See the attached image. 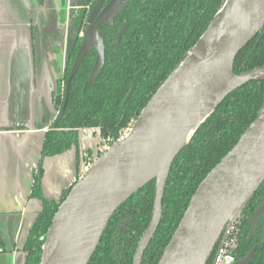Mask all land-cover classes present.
<instances>
[{
	"label": "water",
	"instance_id": "obj_1",
	"mask_svg": "<svg viewBox=\"0 0 264 264\" xmlns=\"http://www.w3.org/2000/svg\"><path fill=\"white\" fill-rule=\"evenodd\" d=\"M20 1L30 12L31 0ZM104 1L96 2L87 19L83 41L67 79L63 110L71 81L83 58L93 49L97 56L89 80L95 81L99 76L105 63L104 33L99 27L113 24L130 0H110L106 5ZM125 26L120 28L116 43ZM263 29L264 0H225L126 136L98 155L71 185L46 233L40 264H89L113 214L134 193L155 180L152 218L133 259V264H143L145 251L161 224L163 198L175 159L229 94L251 80L264 79V65L238 74L234 71L239 53ZM32 73L28 51L19 49L13 53L9 107L13 120L28 117ZM263 182L264 103L236 145L199 184L158 264H208L217 246L224 244L225 230L235 226ZM263 217L264 201L255 211L250 239ZM261 244L253 246L234 264H249Z\"/></svg>",
	"mask_w": 264,
	"mask_h": 264
},
{
	"label": "trees",
	"instance_id": "obj_2",
	"mask_svg": "<svg viewBox=\"0 0 264 264\" xmlns=\"http://www.w3.org/2000/svg\"><path fill=\"white\" fill-rule=\"evenodd\" d=\"M97 0H71L69 33L64 77L72 70L81 47V35ZM110 0H105L108 3ZM225 0H130L113 24H102L105 63L95 81L89 80L96 61V50L81 61L74 75L68 102L65 93H57L54 106L60 113L45 134L42 159L35 176L32 196L43 209L31 226L23 250L25 264H40L46 233L70 191L49 199L42 183V160L79 149V129H99L103 138L117 140L124 128L132 126L150 98L185 60L191 48L204 34ZM125 26L118 43L116 37ZM264 29L239 53L235 73L264 65ZM264 103V79L251 80L229 94L218 108L198 127L175 159L163 198L161 224L143 257V264H158L175 233L199 184L236 145L257 118ZM156 181L153 180L128 198L113 214L101 242L89 264H133L142 234L152 218ZM264 201V182L233 227L236 259L258 246L249 264H264V217L252 239L249 234L258 206ZM130 219L123 237L120 223ZM119 240V242H118ZM3 245L0 239V247ZM214 255L208 264H212Z\"/></svg>",
	"mask_w": 264,
	"mask_h": 264
},
{
	"label": "crops",
	"instance_id": "obj_3",
	"mask_svg": "<svg viewBox=\"0 0 264 264\" xmlns=\"http://www.w3.org/2000/svg\"><path fill=\"white\" fill-rule=\"evenodd\" d=\"M20 2L15 0V6L22 13L24 5L21 3L22 7L19 8ZM5 5L14 6L13 0H0V239L3 242L0 247V264H25L26 252L23 246L31 226L43 209L42 201L32 196V190L42 159L46 129H49L50 124H45L46 119H42L43 123L42 120L35 121V126L32 127L31 124L29 127L26 119H11V60L17 50L26 49L32 62L33 73L27 104L29 107L26 111L28 117L25 115L30 120L29 110L32 111V106L41 99L40 80L37 78L40 67L35 66L36 54L44 57L47 53L42 51L40 42L35 39L31 21H22V25L30 27L28 29L31 33L24 36H13L9 32L5 34L10 23L4 17ZM51 43L54 47L55 42L51 40ZM45 49L47 50L46 47ZM20 122L22 124L19 125ZM101 137L100 141L93 135L87 136L86 132L84 138L89 144H86L85 150L79 146V149L72 148L62 154L46 156L42 160L45 196L58 200L65 189L83 176L90 166L87 157L98 155L96 149L103 140Z\"/></svg>",
	"mask_w": 264,
	"mask_h": 264
},
{
	"label": "rangeland",
	"instance_id": "obj_4",
	"mask_svg": "<svg viewBox=\"0 0 264 264\" xmlns=\"http://www.w3.org/2000/svg\"><path fill=\"white\" fill-rule=\"evenodd\" d=\"M13 3L14 6L5 5L6 11H4V17L5 19L8 18L10 21L9 27L5 29V34L9 32L13 36L27 35L30 32L28 29L30 27L22 25V21H31V28H33V35L35 39L40 42V46L45 45V47L47 48L46 55L50 54L45 59H43V63L41 64L42 67L40 65L39 71H37V78L38 80H40L39 88L41 99L39 98L37 104L35 106H32V111L29 110L31 119H26V125H29V127H31L32 124V127H34L35 121L40 122L42 119H46L44 121L45 124L51 125V123L54 122V118L58 115V109L55 108L52 100V92L56 91L57 93H61V95L64 92V86L62 82L59 83V86H55V83L57 79L61 78L63 74L60 68L62 63L64 62L65 56L66 30L70 0H45L44 6L42 7H40V5H38L35 0H32V9L30 10V12L24 6V9H22L21 7L23 3L20 2L19 8H21L22 13H19L17 11L15 0H13ZM33 17H35V22ZM51 19H56L57 25L55 26V30L53 25H51ZM60 28H62L63 33H59ZM51 40L55 42L54 47L51 43ZM43 120L41 121V123H43ZM130 127L131 126L124 128L121 134H125L127 131H129ZM86 132L87 136L92 137L93 135L95 138H98L101 141V134L99 135V129H83L79 132V139L81 143L80 146L83 147L82 150H85L86 144H89V142H87L84 138ZM121 134L117 140L120 139ZM106 140L109 145H112L117 141L114 138L110 137L106 138Z\"/></svg>",
	"mask_w": 264,
	"mask_h": 264
},
{
	"label": "flooded vegetation",
	"instance_id": "obj_5",
	"mask_svg": "<svg viewBox=\"0 0 264 264\" xmlns=\"http://www.w3.org/2000/svg\"><path fill=\"white\" fill-rule=\"evenodd\" d=\"M36 1V3L38 4V5H40V7H42V6H44V1L45 0H35ZM98 1V0H97ZM96 1V2H97ZM31 2V9H32V0L30 1ZM96 4V3H95ZM107 3H105V1H104V5H106ZM95 6V5H94ZM71 0H70V4H69V11H68V20H67V30H66V45H65V56H64V62L62 63V65H61V68H60V70L62 71V76H61V78H58L57 79V81H56V83H55V86H59L60 84L59 83H61L62 82V84H63V86H64V93H65V90H66V86H67V82H65L64 83V81H62V79H63V77H64V70H65V61H66V47H67V38H68V33H69V12H70V10H71ZM92 10V9H91ZM91 12V11H90ZM90 14V13H89ZM89 17V16H88ZM33 19H34V22H35V17H33ZM88 19V18H87ZM52 20V19H51ZM50 20V22H51V25H53V27H54V30H55V26L57 25V23H56V19H53L52 21ZM33 21V20H32ZM49 23V22H48ZM86 25H87V20H86V24H85V27H86ZM85 27H84V29H83V31H82V33H81V35L83 36V34H84V30H85ZM101 27V26H100ZM100 27H99V30H101L100 29ZM102 31V30H101ZM60 32H62L63 33V30H62V28H60V30H59V33ZM53 38H56V37H53ZM36 49H37V47H36ZM41 49H42V51H45L46 52V49H45V47H44V45H42L41 46ZM94 50V49H93ZM38 51V50H37ZM92 51V50H91ZM46 54V53H45ZM48 55H50V54H48ZM47 55V56H48ZM46 55L43 57V56H40V55H38V53L36 54V58H35V66H36V68H38V66H40L42 63H43V59H45L46 57H47ZM54 89V88H53ZM53 91V90H52ZM56 91H53L52 92V100H53V103H54V99H55V97H56ZM59 113H60V111L58 110V115H59ZM57 115V116H58ZM57 116L54 118V120L57 118ZM53 123V122H52ZM52 123H51V125H52ZM51 125H50V127H51ZM107 142V140H106V138H103V140H102V142L98 145V147H97V149H96V155L98 154V155H100V154H102L103 152H105V150H103V146H104V144L105 143H103V142ZM95 155V156H96ZM97 155V156H98ZM95 159H96V157H94V156H92L91 158H89V157H87V160H88V165H91L94 161H95ZM129 223H130V219H128V218H125L124 220H123V222H121L120 223V226H119V230L120 231H122V234H123V237L125 238L126 237V235L128 234V230H127V228H128V226H129ZM118 242H119V240H118ZM237 260V259H236ZM236 262V261H235ZM212 264H214V261L212 262Z\"/></svg>",
	"mask_w": 264,
	"mask_h": 264
},
{
	"label": "built area",
	"instance_id": "obj_6",
	"mask_svg": "<svg viewBox=\"0 0 264 264\" xmlns=\"http://www.w3.org/2000/svg\"><path fill=\"white\" fill-rule=\"evenodd\" d=\"M121 134V138L126 136V134ZM109 144L106 142L103 146V150H107L109 148ZM232 231L233 227H230L229 229L225 230L224 232V237H225V242L222 246L220 244L217 246L215 252H214V264H234L236 261V257L233 254L232 248L235 244V240L232 236Z\"/></svg>",
	"mask_w": 264,
	"mask_h": 264
}]
</instances>
